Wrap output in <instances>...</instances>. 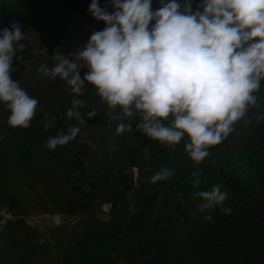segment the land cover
Wrapping results in <instances>:
<instances>
[{
	"label": "trees",
	"instance_id": "trees-1",
	"mask_svg": "<svg viewBox=\"0 0 264 264\" xmlns=\"http://www.w3.org/2000/svg\"><path fill=\"white\" fill-rule=\"evenodd\" d=\"M98 3L114 11L109 0ZM199 3L192 0L194 11ZM90 4L0 0V30L15 20L29 37L17 53L22 59L14 58L12 79L39 101L28 128L10 126L0 104V208L10 213L0 224V264H264V80L246 117L199 164L185 150L187 135L178 145L161 144L135 128L139 117L131 132L117 134L129 121L120 119L119 108L109 109L93 85L85 82L77 96L65 80L39 71L54 67L57 56L74 59L59 47L64 18L92 16ZM160 6L152 0L153 10ZM105 26L98 21L86 41ZM74 98L85 101L79 109L85 123L73 141L47 148L49 137L78 123L67 117ZM162 168L173 175L153 183ZM197 170L201 184L194 187ZM217 184L227 199L201 211L197 193ZM43 214L77 218L56 221L43 237L26 218Z\"/></svg>",
	"mask_w": 264,
	"mask_h": 264
},
{
	"label": "clouds",
	"instance_id": "clouds-1",
	"mask_svg": "<svg viewBox=\"0 0 264 264\" xmlns=\"http://www.w3.org/2000/svg\"><path fill=\"white\" fill-rule=\"evenodd\" d=\"M109 3L112 12L91 0L90 13L106 26L94 31L82 50L69 54L73 60L57 56L54 67L41 65L39 71L65 80L77 96L85 82L93 85L108 108H119L120 119L129 121L118 125L117 134L131 132L139 117L135 128L161 144L178 145L187 135L186 152L195 163L203 162L208 149L226 139L257 102L254 93L264 80V0H201L195 11L192 0L183 5L160 0L156 10L152 0ZM27 39L15 20L0 30V104L9 111L12 127H30L39 104L12 79L14 58L22 59L17 53ZM82 68H87L83 76ZM71 105L67 117L78 123L49 137L47 148L55 150L79 134L85 101L74 98ZM87 115L90 119L96 113ZM172 175L162 168L151 181ZM200 175L199 170L192 173L194 187L200 186ZM220 188L217 184L197 193L204 201L201 211L227 199Z\"/></svg>",
	"mask_w": 264,
	"mask_h": 264
},
{
	"label": "rangeland",
	"instance_id": "rangeland-1",
	"mask_svg": "<svg viewBox=\"0 0 264 264\" xmlns=\"http://www.w3.org/2000/svg\"><path fill=\"white\" fill-rule=\"evenodd\" d=\"M65 17H66V24H65L66 26L64 27V31H63V34L65 33V36L61 40L59 47L66 49L70 53L76 52L78 50H82L87 42L86 37L90 34L94 26L97 25L91 24L87 17L81 15L78 16L69 15L68 17L67 16ZM64 40L66 42H64ZM98 208L102 212L106 210L107 205L99 204ZM9 214L10 213L6 211L5 207H1L0 222L2 223L4 219L7 216H9ZM26 218L27 221H29L33 225H36L39 228V230H41V232L43 233L42 236L44 237L51 224L55 223L58 220H61L63 218V215H59V214H54L52 216L45 214L36 215V216L27 215Z\"/></svg>",
	"mask_w": 264,
	"mask_h": 264
},
{
	"label": "built area",
	"instance_id": "built-area-1",
	"mask_svg": "<svg viewBox=\"0 0 264 264\" xmlns=\"http://www.w3.org/2000/svg\"><path fill=\"white\" fill-rule=\"evenodd\" d=\"M69 15H75V16H78V15H81V16H84V17H87L88 18V20H89V22L91 23V24H93V25H97V22H98V20L97 19H95L93 16H90V15H82V14H79V13H76V14H68L67 15V17L69 16ZM65 24H66V17H65ZM66 26V25H65ZM64 31V30H63ZM64 36H65V33L62 35V37H61V40L64 38ZM61 40H60V42H59V44L61 43ZM66 40V39H65ZM64 40V42H66ZM69 42V41H68ZM71 43V42H70ZM7 217H10V214H9V216H7ZM6 217V218H7ZM63 218L65 219H68V220H71V219H76L77 218V216H73V217H70V216H64L63 215ZM62 218V219H63ZM59 221V220H58ZM61 221V220H60ZM1 223V222H0ZM56 223V222H55Z\"/></svg>",
	"mask_w": 264,
	"mask_h": 264
}]
</instances>
